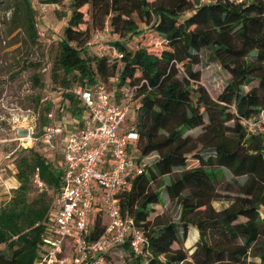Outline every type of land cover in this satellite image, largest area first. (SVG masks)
<instances>
[{"label":"trees","instance_id":"trees-1","mask_svg":"<svg viewBox=\"0 0 264 264\" xmlns=\"http://www.w3.org/2000/svg\"><path fill=\"white\" fill-rule=\"evenodd\" d=\"M86 5L93 24L107 23L111 33L118 35L120 40L114 44L122 53L119 61L84 47L89 27L81 8ZM69 6L70 16L56 41L51 64L54 86H92L114 76L117 89L138 85L137 146L141 156L153 157L121 195L122 214L133 217L149 243V254L131 259V264L143 260L190 264L186 251L173 247L185 241L190 225L199 233L190 255L192 264H264V216L259 212L264 206V128L249 130L241 123L264 113V1L71 0ZM13 8L12 18L18 16L27 38L39 45L30 1L19 0ZM145 29L165 42L158 54L145 47L128 48L132 37L148 33ZM202 50L228 73L216 99L199 83L200 71L193 69L201 61ZM34 81L39 85L38 75ZM62 96L65 112L80 116L84 107L79 100L71 93ZM50 110L47 101L40 114L41 127L51 122ZM60 115L57 111L54 118ZM197 127L202 129L197 139L203 149L190 154L186 149L194 138L185 132ZM19 149L15 158L18 184L0 206V245H4L0 264H33L44 251L53 196L63 174L57 153L41 146ZM177 168L179 174L163 186L180 206L179 221L149 228L150 213L161 206L160 193L152 185L161 186L162 178ZM36 169L46 189L34 185ZM225 171L233 178L229 184H237L238 199L216 211L211 205L215 183L221 182ZM240 177L243 182L237 180ZM102 220L96 216L91 237L103 230Z\"/></svg>","mask_w":264,"mask_h":264},{"label":"built area","instance_id":"built-area-1","mask_svg":"<svg viewBox=\"0 0 264 264\" xmlns=\"http://www.w3.org/2000/svg\"><path fill=\"white\" fill-rule=\"evenodd\" d=\"M47 5L40 4L36 9L35 25L38 36L46 38L50 44L54 40L41 21ZM119 40L105 23L95 29L84 47L96 55L108 54L119 61L122 53L114 44ZM116 82L114 76L92 86L51 87L61 97L58 103L48 100L52 110L47 116L51 122L39 133H34V125H31L17 138L19 148H33L39 143L45 150L57 153L63 171L60 189L53 196L46 247L33 264H112L115 250L129 261L149 254L145 230L133 217L121 212V195L130 189L132 179L143 173L151 156L139 154V135L134 121L125 125L127 113L130 110L136 113L140 105L135 97L138 85L117 89ZM64 93H71L84 110L80 116L65 112V118L56 120L55 112L64 115ZM241 123L249 130L262 131L264 113L255 120L241 119ZM33 183L39 190L46 189L38 169ZM97 215H105L107 220L103 230L91 237ZM141 264H147V260Z\"/></svg>","mask_w":264,"mask_h":264},{"label":"rangeland","instance_id":"rangeland-1","mask_svg":"<svg viewBox=\"0 0 264 264\" xmlns=\"http://www.w3.org/2000/svg\"><path fill=\"white\" fill-rule=\"evenodd\" d=\"M29 1L36 17V9L40 4H48L41 21L49 28L48 35L54 41L48 44L46 38L38 36L40 44L33 45L20 26L21 19L18 16L12 18L11 15L14 10L13 7L19 0H0V206L10 195L12 182L13 184L18 183L15 178V158L20 152L17 138L24 133L23 129L29 128L31 125H34V133H39L42 129L40 125L42 107L49 99H53L56 103L61 102L58 91L54 92V89L51 88L55 85L51 81V64L55 57L56 41L62 37L63 29L70 16L69 5L71 0H59L57 3L49 2L50 0ZM81 10L86 13L85 19L88 22L90 37L95 29H99L101 26L92 23L89 5L82 7ZM81 27L85 28V25ZM145 30L148 33L132 37L127 42L128 48L134 50L137 47H145L151 53L158 54L165 47V42L150 29ZM206 53L207 51H201V61L199 64L194 65L193 69L200 71L199 83L204 86L213 99H216L226 85L228 73L221 68L218 62L209 61V58H207L208 53ZM35 75H38L39 85L34 81ZM56 86L61 87L57 83ZM248 88L246 87V89ZM36 99H40V102L38 103ZM62 113L64 115L61 114L58 120L62 117L65 118V110ZM55 114L56 112L54 117ZM66 114L68 113L66 112ZM135 114L132 110L127 113L125 125H129L134 121ZM34 116H36V120H33ZM201 132L200 127L185 132L186 135H191L194 138L191 140L190 147L186 149V152L192 154L196 150L203 149V145L197 139ZM36 146H41V144L38 143ZM151 157L153 155L149 158ZM50 159H52V155ZM180 171L181 169L177 168L170 176L163 177L160 181L161 186L157 183L152 185V188L160 193L161 206L150 213L149 220L152 224L149 228L157 229L161 226V223L165 222L178 223L180 206L177 201L168 197L163 185L169 178L176 177ZM232 179L231 174L225 171L220 180L221 182L215 183L216 192L211 205L216 211L229 206L238 199V194L235 192L237 184H229ZM237 180L243 182L244 177ZM259 212L261 216H264V206L260 207ZM101 218L105 223L106 216L102 215ZM240 220H245V218L240 217ZM193 231L196 232V238ZM198 236L197 228L190 225L185 241L173 245L174 248L181 246L186 251L187 261L190 264L193 263L190 255L196 248ZM3 248L4 245L1 244L0 249ZM250 259H253V257ZM256 260L258 259L256 258ZM112 263L131 264V261L119 250H115L112 255Z\"/></svg>","mask_w":264,"mask_h":264},{"label":"crops","instance_id":"crops-1","mask_svg":"<svg viewBox=\"0 0 264 264\" xmlns=\"http://www.w3.org/2000/svg\"><path fill=\"white\" fill-rule=\"evenodd\" d=\"M17 184H18V183H17ZM17 184H15V183L13 184V182H12V187H11V189L14 188V187H16ZM9 196H10V195H9ZM9 196H8V198H9ZM8 198H7V199H8ZM7 199H6V200H7ZM193 234L195 235V238H196V232H195V231H193Z\"/></svg>","mask_w":264,"mask_h":264}]
</instances>
